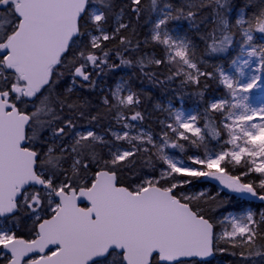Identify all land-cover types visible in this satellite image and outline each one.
Listing matches in <instances>:
<instances>
[{"label": "snow or ice", "instance_id": "obj_1", "mask_svg": "<svg viewBox=\"0 0 264 264\" xmlns=\"http://www.w3.org/2000/svg\"><path fill=\"white\" fill-rule=\"evenodd\" d=\"M120 68L196 110L154 128ZM229 194L264 202V0H0V264H264Z\"/></svg>", "mask_w": 264, "mask_h": 264}, {"label": "trees", "instance_id": "obj_2", "mask_svg": "<svg viewBox=\"0 0 264 264\" xmlns=\"http://www.w3.org/2000/svg\"><path fill=\"white\" fill-rule=\"evenodd\" d=\"M173 3H175L177 6L184 3V0H173ZM205 14H207L205 12ZM147 19V18H145ZM150 29V22L144 23L142 22L141 26L138 28L139 32V38L143 39L146 37L149 33ZM201 49L203 48V45H200ZM145 51H151V48L145 49ZM157 54H160V50L156 49ZM210 65L211 64H219L222 61L215 60L214 58H209ZM118 63V61H117ZM209 71L213 70L211 66L208 68ZM161 71H163V68H161ZM128 80L134 90L140 91L143 94V103L141 105V108L146 109L148 112L153 113L152 117V125L154 128L157 127L156 125V119L159 118L160 120H163L167 117V113L154 110V106L162 99H168L172 101L175 104H178V96L182 93L183 94V100L185 102V105L187 107L196 105L197 100L195 95L192 93L195 91V89H181L179 81L173 82L171 84H166L165 86L161 87L159 85H154L153 83H150L147 79H145L142 74L139 72L138 68H120L117 69L115 72L108 73L103 79L106 81L105 85V91L107 92L108 87H114L115 84L121 79ZM159 79L163 80L164 76L159 75ZM208 83L211 85V88L208 90V95H212L215 92L216 85L214 81H208ZM87 95V93H85ZM95 101V96L90 97ZM214 185H216V182H198L197 187L191 188L188 191L195 192L199 188L204 187L208 188L209 190H213ZM231 197L230 201L226 204V210L234 211V212H241L247 208H253L254 211H259L261 209H264V202H261L257 199H249V198H239L236 197L235 194H229ZM221 199L225 198L224 194H221ZM220 211H225V209H221ZM211 215H217L218 213H210ZM219 230V229H218ZM221 257L223 260V264H231L232 261H234L235 258L228 256L226 254H220L217 253V257ZM211 264H221L219 261L216 262V259L211 261Z\"/></svg>", "mask_w": 264, "mask_h": 264}, {"label": "rangeland", "instance_id": "obj_3", "mask_svg": "<svg viewBox=\"0 0 264 264\" xmlns=\"http://www.w3.org/2000/svg\"><path fill=\"white\" fill-rule=\"evenodd\" d=\"M173 31H174V32H175V31H178V29L176 28L175 24L173 25ZM220 63H223V62H220ZM220 63H219V64H220ZM158 103L161 104V105H163L164 107H168L169 103H172L175 107H179V108H181V110H184V111H186V112H192V111H195V110H196V105H193V106H189V107H187V106L185 105L184 100L181 101V102H179L178 104H175V103H173L172 101H170V100H168V99H162V100H160ZM156 110H158V109H156ZM158 111H160V110H158ZM164 113H166V112H164ZM171 151H176V150H171ZM248 210H252V211H254L253 208H247V209H245V210H243V211H241V212H234V211H232V214H233V215H238V214H241L242 212H246V211H248ZM217 261H219V263L223 262L222 258L219 257V256L216 258V262H217Z\"/></svg>", "mask_w": 264, "mask_h": 264}, {"label": "water", "instance_id": "obj_4", "mask_svg": "<svg viewBox=\"0 0 264 264\" xmlns=\"http://www.w3.org/2000/svg\"><path fill=\"white\" fill-rule=\"evenodd\" d=\"M215 258H216V256L213 257V258H209L210 262L213 261Z\"/></svg>", "mask_w": 264, "mask_h": 264}, {"label": "flooded vegetation", "instance_id": "obj_5", "mask_svg": "<svg viewBox=\"0 0 264 264\" xmlns=\"http://www.w3.org/2000/svg\"><path fill=\"white\" fill-rule=\"evenodd\" d=\"M249 199H251V198H249Z\"/></svg>", "mask_w": 264, "mask_h": 264}]
</instances>
